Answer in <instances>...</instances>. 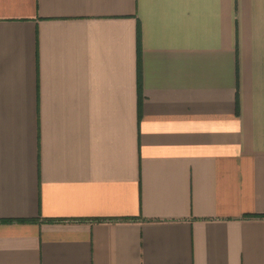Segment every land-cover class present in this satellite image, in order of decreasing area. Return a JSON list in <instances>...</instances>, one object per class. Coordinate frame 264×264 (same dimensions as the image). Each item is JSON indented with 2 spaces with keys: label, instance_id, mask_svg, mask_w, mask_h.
Masks as SVG:
<instances>
[{
  "label": "crops",
  "instance_id": "0c3cea01",
  "mask_svg": "<svg viewBox=\"0 0 264 264\" xmlns=\"http://www.w3.org/2000/svg\"><path fill=\"white\" fill-rule=\"evenodd\" d=\"M0 264H264V0H0Z\"/></svg>",
  "mask_w": 264,
  "mask_h": 264
},
{
  "label": "trees",
  "instance_id": "16d2710c",
  "mask_svg": "<svg viewBox=\"0 0 264 264\" xmlns=\"http://www.w3.org/2000/svg\"><path fill=\"white\" fill-rule=\"evenodd\" d=\"M138 85H140L139 73H138Z\"/></svg>",
  "mask_w": 264,
  "mask_h": 264
}]
</instances>
